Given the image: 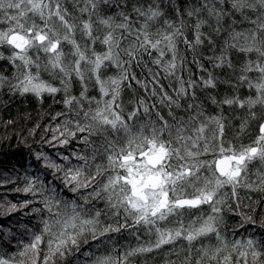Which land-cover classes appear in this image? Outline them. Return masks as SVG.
I'll return each instance as SVG.
<instances>
[{"label": "snow or ice", "instance_id": "6c2138e0", "mask_svg": "<svg viewBox=\"0 0 264 264\" xmlns=\"http://www.w3.org/2000/svg\"><path fill=\"white\" fill-rule=\"evenodd\" d=\"M0 26V48L10 51L6 59L13 69L11 77L0 75V88L37 98L63 90L68 111L83 115L72 119L56 113L65 118L52 129V141L66 145L77 133H86L80 142L92 145L93 162L100 157L94 172L86 171L89 157L79 153L73 155L84 166L64 170L46 155L44 166L64 171V183L74 193L91 188L88 197L81 194L85 204L91 197L105 205L103 211L92 214L76 200L57 199L55 189L46 195L43 183L37 188V181L29 180L23 192L43 197V208L32 211L48 215L42 217L39 232L22 247L18 243L14 253L7 251L11 238L0 237V264H38L45 236L43 264H56L57 258L68 256L74 257L68 264H134L133 258L154 252L163 256V264H264V236L229 242L217 226L224 222L226 211L241 217L240 227L256 224L243 211L237 189L264 192V0H0ZM77 32L82 42L76 40ZM63 42L71 45L68 53ZM97 42L102 51H97ZM181 44L201 71L205 69L198 57L212 53L205 58L214 69L222 70L221 83L228 85L222 99L211 97L221 111L207 114L195 91L197 82L191 78L180 79L175 97L164 92L159 98L168 106L171 119L157 111L152 120L150 109L155 105L144 99H137L136 106L125 111L121 97L124 82L136 80L129 71L133 62L138 65L144 55L156 53L152 62L171 75L177 63L183 66L186 59L180 54ZM166 53H171L167 62L163 59ZM4 59L0 52V60ZM109 67L118 74L105 79L102 69ZM43 73L59 79L62 89L43 79ZM74 78L81 83L79 97L70 95ZM93 79L99 98L86 95V81ZM202 84L216 88L217 77L209 71ZM245 87L248 93L241 95ZM151 95H157L155 89ZM224 105L244 113L237 117L239 131L233 141L226 139L229 124ZM173 107L184 114L178 115ZM141 108L146 119L137 123ZM253 121L257 135L251 143L241 141L237 146L235 141L248 132ZM41 155L37 153L36 159ZM253 164L260 166L258 181L249 179ZM225 187H230L234 202L218 195ZM29 203L33 201L21 206ZM202 205H208L212 214L186 222L184 210ZM259 208L264 214V201ZM15 210L17 205L11 204L6 211ZM102 215L114 223L102 222ZM137 226L145 228L149 239L116 248L110 233ZM259 227L264 229V219ZM213 235L215 245L206 244L203 238ZM136 239L140 240L139 235ZM82 244L89 245L88 249L82 250ZM80 256L85 259L81 261Z\"/></svg>", "mask_w": 264, "mask_h": 264}, {"label": "trees", "instance_id": "16d2710c", "mask_svg": "<svg viewBox=\"0 0 264 264\" xmlns=\"http://www.w3.org/2000/svg\"><path fill=\"white\" fill-rule=\"evenodd\" d=\"M183 3V0H180ZM3 27V26H0ZM78 42H82V37L79 32L75 36ZM62 47L65 53L71 50V45L67 42H63ZM97 51H102L103 46L97 42ZM0 52L5 56L4 60H0V75L11 77L13 69L11 64L7 61L6 57L10 54L7 48H0ZM34 55V53H31ZM180 54L186 56L183 66L177 63V68L173 70V74H166L162 68L152 61L157 55L152 53V55H144L141 62L137 65L133 62L132 67L129 69L131 74H134L136 80L141 81V84H137L136 80L125 81L124 91L122 93V100L124 101L125 111L134 108L137 99H144L145 103L148 105H155L154 108L150 109V118L156 120V112L159 111L161 115L165 118L168 117L169 108L166 104L159 102L160 96L164 92H167L170 96L175 97L176 90L180 86V79L187 81L189 78L197 82V87L195 88L199 102L203 104L206 109L207 114L215 115L221 111L217 105L211 103V97H215L217 100L223 98L225 94H228V85L221 83V80L225 77L222 74L221 69H214L212 64L205 58L210 56L211 52L203 53L198 59L200 63L204 65V71H201L200 67L192 62V53L184 51V46L180 45ZM41 53V57H43ZM171 53H166L163 58L165 62L170 60ZM212 71L213 75L217 77V87L205 88L202 84V78H207L208 72ZM104 73V78L108 76H114L118 74V70L114 67H109L102 69ZM155 74V75H154ZM42 78L49 81L53 86L62 89V85L59 79L50 76L47 73L42 74ZM88 92L87 96H96L99 98L98 86L95 85L94 79L87 80ZM131 83L132 87H127ZM144 85H146L147 90H145ZM153 89H155L157 95H151ZM82 90L81 83L79 80H73L70 88V95L79 97ZM192 89H189L191 92ZM248 89H240L241 95H246ZM65 98V93L63 90L57 92L56 94L45 93L42 98H37L32 94L26 95H13L9 89L5 86L0 88V237L9 236L12 240V244L9 246L7 251L9 254L16 251L18 243L20 247L23 244L30 242L32 234L38 233L42 228L40 223L42 217H47V212L35 213L32 211L34 208H43L41 195L35 197L31 193H24L23 188L28 183L29 180H36V187L38 188L41 183L48 190L45 194L52 195L51 189H55V195L57 199H62L65 201L76 200L78 204L82 205L86 209H91L92 214L95 210H104L105 205L102 201L92 200L89 197V202L84 203L83 196L88 197L91 192L89 189H80L78 192H72L69 190L70 186H66L64 183V171H56L53 168H47L44 166L43 157L48 156L49 160L59 164L64 170L70 167L84 166L83 160L76 159L73 153H79L89 157L88 168L86 171H95V163L100 162V157L93 162L91 160L92 155V145H85L80 142L79 138L82 135L77 133V138L69 139V143L66 145H61L58 141H52L53 131L57 124L64 120V116L56 117V113L62 112L70 116L72 119L81 118L75 115V111L69 112L65 107L63 100ZM131 101V102H130ZM184 103V101H181ZM94 106V105H93ZM77 106L73 104L75 109ZM85 107L87 105L85 104ZM224 115L228 118L229 126L226 128V139L233 141L235 134L239 131L240 119L237 117L242 116L243 110L236 109L235 111L229 110L227 105L223 106ZM173 111L178 115H183L182 109H175ZM55 117V119H54ZM146 119L143 114V109L141 108L138 114V122H142ZM12 123H8V121ZM130 123H132L130 121ZM39 124V127L36 125ZM257 124L255 121L250 125L248 132L242 135L238 140H236L237 146L242 141L244 144H249L257 135ZM57 135H59L57 133ZM63 137H61L62 139ZM97 137H92L93 141H97ZM52 141V143H49ZM96 147H100L99 143H96ZM37 153L42 154L39 160L36 159ZM67 156L69 159L64 160L61 157ZM211 158L210 156L208 157ZM252 169V174H250L249 179L251 181H258L259 175L256 173V169L259 168V164H253L249 166ZM243 175V173H242ZM20 188L21 191L17 192L16 189ZM191 189H189V192ZM238 196L240 198L243 211L253 216L256 220V224H246L244 227H240L241 217L235 215L231 212H225L224 222L218 224L220 231L225 234L231 242L232 240L246 241L249 236H253L256 239H260L264 236V229L259 227L262 219H264V214H261L259 208V203L264 201V192L250 191L246 188L237 189ZM218 195H225L229 202H234L236 197L231 196L230 187H225L221 190ZM24 201H33L29 203L27 207H22ZM11 204L17 205V210L7 213V209L11 207ZM256 208L257 212H252L251 209ZM27 213V214H26ZM212 214L211 209L208 205H202L200 209H185L184 217L185 221L189 218L195 219L196 216H202L205 219L208 215ZM102 222L114 223V219L107 215H102L100 217ZM120 223H124L123 217L120 218ZM129 226H131L132 221L129 219L127 221ZM139 228V231H137ZM137 228L129 227L127 229H122L120 233H110L113 240L115 241L116 248L121 246H127L131 244L135 246L137 243H143L149 239L146 234V230L142 226H137ZM31 230V231H29ZM139 235L140 240L137 241L136 237ZM205 243H211L215 245L216 241L213 236L209 238H203ZM47 236L44 237V243L41 244V252L38 260V264H43L44 253L47 249ZM199 246V241L196 242ZM3 246L0 245V248ZM89 245L82 244V250H87ZM108 247H112V243L109 242ZM95 251V249H93ZM195 255V253H193ZM175 257H173L174 259ZM19 259V257H17ZM74 257L68 256L67 259H56V264H68V261L73 260ZM85 258L80 256V260L83 261ZM134 264H163V256L157 255L155 252L151 254H144L143 256H137L133 258Z\"/></svg>", "mask_w": 264, "mask_h": 264}]
</instances>
